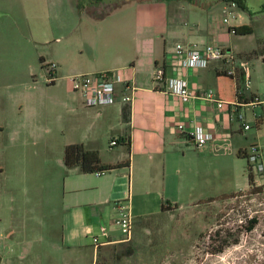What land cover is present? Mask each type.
Instances as JSON below:
<instances>
[{
    "label": "rangeland",
    "instance_id": "374dc122",
    "mask_svg": "<svg viewBox=\"0 0 264 264\" xmlns=\"http://www.w3.org/2000/svg\"><path fill=\"white\" fill-rule=\"evenodd\" d=\"M262 2L248 0L249 11L236 7L237 17L231 19L254 29L253 34L234 37L259 52L251 59L254 85H264ZM19 3L0 0V192L10 188L17 201L16 233L0 237V264H94L96 260L104 264H261L264 193L248 189L246 158L226 181H192L195 194L187 201L185 195V208L162 211L160 207L150 217L133 219L131 238L120 232L117 207L131 209L134 187L135 197L143 199L149 193L148 203L157 205L167 181L143 186L128 178L111 181L112 201L105 202L102 188L96 189L103 181L94 179L115 173L84 176L65 166V148L76 144L75 135L83 126L68 108L73 98L82 101L68 92L63 77L71 74L58 72L60 79L51 84L47 65L64 53V36L71 40L80 35V21L76 14L75 21L65 17V11L59 19L47 15L46 19L41 9ZM216 6L214 11L219 13ZM190 8V1L180 4L182 22L193 23ZM260 144L264 149V138ZM99 150L108 164H117L129 154L121 146ZM208 197L219 198L207 201ZM164 202L175 206L166 198ZM252 221L256 224L250 230ZM103 226L122 234V242L97 248L94 240L98 237L100 244L104 240Z\"/></svg>",
    "mask_w": 264,
    "mask_h": 264
},
{
    "label": "crops",
    "instance_id": "0c3cea01",
    "mask_svg": "<svg viewBox=\"0 0 264 264\" xmlns=\"http://www.w3.org/2000/svg\"><path fill=\"white\" fill-rule=\"evenodd\" d=\"M16 1L22 7L30 4L41 9L44 12L43 18L46 19V15L48 19L52 16L59 19L62 16L60 12L65 11V17H71L75 21L76 14L80 21V35L71 40L69 36H64V53L54 58L57 79H60L58 72L71 74L63 77L68 81V92L72 91L70 77L73 75L122 69L126 70L131 86L136 88L131 107L118 103L100 109L87 108L81 97L82 103L72 97L74 101L68 108L83 123L75 135L76 144H84L87 149L98 153L103 146L109 150L121 146L129 153L127 159L117 164H108L99 153L105 165L117 166L129 162V166L96 175L103 177L110 173L116 174L94 179L103 181L96 189L102 188L105 202L112 201L111 181L128 178V181H139L142 186L153 181H167L164 198L157 205L155 202L148 203L149 193L143 199L135 197L134 187L129 211L135 220L150 217L160 207L163 209L165 198L175 204L169 207L181 210L185 208V201L182 202L185 195L186 201L194 197L192 181H226L227 176L234 175L235 170L240 168L241 160L245 158L239 155L242 151L248 152L252 145L258 144L264 153L260 144L264 138V104L255 107L249 105L255 96H264L262 82L252 84L239 100L237 83L222 76L221 62H212L205 69H184L175 53L179 44L199 49L207 45H218L247 61L251 75L253 74L251 59L258 57L259 52L241 44L234 38L237 35L230 30L231 27L247 24L228 25L223 22L222 15L226 7L224 0L191 1L192 24L178 18L180 4L185 0ZM262 3L264 4V0ZM216 5L220 7L219 13L214 11ZM254 53L258 54L253 55ZM260 55L264 59V54ZM156 67H163L167 77L186 80L196 97L189 103H183L179 97L167 93L163 85L153 79ZM210 91L218 99L232 105L219 109L205 98ZM240 113L245 115V124L251 126L250 130H244L238 121ZM179 125H184L186 133L178 130ZM198 125L213 135V140L201 149L195 147L190 136L192 129ZM101 140L104 145L99 144ZM113 141L118 144L111 146ZM72 169L79 170L77 167ZM122 170L127 171L121 172ZM246 181L249 189L248 177ZM218 198L206 199L216 201ZM16 202L10 188L0 192L2 238L6 235L11 238L16 233ZM117 211L120 216L118 208ZM101 216L105 223L104 214ZM102 233L104 240L99 247L115 246L122 242V234H114L113 229L103 226ZM96 262L97 260L94 264Z\"/></svg>",
    "mask_w": 264,
    "mask_h": 264
},
{
    "label": "built area",
    "instance_id": "2783aa9c",
    "mask_svg": "<svg viewBox=\"0 0 264 264\" xmlns=\"http://www.w3.org/2000/svg\"><path fill=\"white\" fill-rule=\"evenodd\" d=\"M237 7L235 3L226 5L222 19L225 24L230 25L231 19H236L234 9ZM233 27L230 28L231 32ZM176 55L180 59L181 66L184 69H205L212 62H221L223 69L228 76L232 77L237 83V95L243 96L246 91L251 88L252 75L251 68L247 61L239 59L232 52L218 45H207L203 49L196 47H187L184 45L176 46ZM49 73V82L54 84L57 80V64L51 63L47 65ZM153 79L156 83L163 85L165 91L176 97H179L183 103L191 102L196 96L193 94L189 83L180 77H167L163 67H156ZM71 90L80 95L83 104L87 108L100 109L103 107L114 106L118 103L133 106L135 87L130 84V78L126 70H117L113 72H100L95 74H77L70 77ZM205 98L212 101L219 109H224L229 104L218 99L215 94L210 91L206 93ZM264 104V96H255L251 103L252 107ZM236 104V106H239ZM238 121L243 125L244 130H250L251 126L245 124V115L240 113L237 116ZM178 130L186 133L184 125H179ZM195 147L201 149L213 140V135L207 132L202 126H195L190 132ZM117 141H113L111 146H116ZM247 162L249 172L252 175V189L264 193V153L258 144L252 145L247 154ZM105 172H98L97 175H103ZM120 211V218L116 221L121 232L131 238L133 229V216L124 205L117 207ZM97 247L101 244L98 238H95ZM264 264V261L261 263Z\"/></svg>",
    "mask_w": 264,
    "mask_h": 264
},
{
    "label": "trees",
    "instance_id": "16d2710c",
    "mask_svg": "<svg viewBox=\"0 0 264 264\" xmlns=\"http://www.w3.org/2000/svg\"><path fill=\"white\" fill-rule=\"evenodd\" d=\"M189 1L191 2L193 0H189ZM224 2L226 3V5L231 4V3H235L239 9H242L243 11H249L248 7H247L246 0H224ZM260 13L264 14V4H263V7H262V10L260 11ZM233 31L235 32V35H237V36L249 35V34L254 33L253 27L248 26V25L235 27L233 29ZM257 54L258 53H254L253 55H257ZM42 62L44 64V60H42ZM221 74H223L222 76H226V77L232 79V77L228 76L227 72L224 69H222ZM242 98H243V96L238 97L239 100H241ZM246 154H247L246 151H242L239 155L241 157L246 158ZM64 163L68 169H72V168L77 167V168H79L80 172L83 174H93V173H98V172H109V171L115 170L117 168H120L122 166H129L128 165L129 162H127L125 164L117 165V166L105 165L102 163L101 158L99 156V153L96 151H91V150L87 149L84 144L68 145L65 148ZM248 170H249V165H248ZM251 179H252V175L249 172V180H250L249 183H250V185L252 184ZM168 209H171V207L163 204L162 210L166 211ZM255 224H256V221H252L249 229L252 230L254 228ZM96 264H104V263H98L97 262Z\"/></svg>",
    "mask_w": 264,
    "mask_h": 264
}]
</instances>
